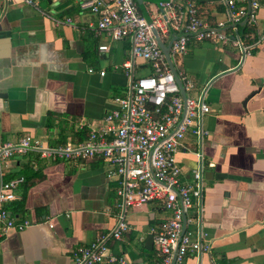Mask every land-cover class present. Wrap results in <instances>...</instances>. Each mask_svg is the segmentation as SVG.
<instances>
[{
	"label": "crops",
	"instance_id": "1",
	"mask_svg": "<svg viewBox=\"0 0 264 264\" xmlns=\"http://www.w3.org/2000/svg\"><path fill=\"white\" fill-rule=\"evenodd\" d=\"M82 1L0 0V143L26 136L50 146L75 143L116 108L115 98L127 96L133 81L152 74L149 63L133 59L130 39L95 35L98 17ZM136 1L150 22L161 12L157 0ZM192 1L211 28L233 32L226 0ZM244 26L236 28L249 54L191 35L174 61L194 84L187 96L210 107L200 118L202 134L189 132L177 153L183 184L202 171L203 196L187 229L210 246L184 264H264V0L250 27L254 43L243 38ZM14 179L22 180L16 199L4 208L33 225L0 231V264H70L77 248L115 225L118 198L102 160L53 162L30 152L0 162V180ZM168 217L158 202L132 212L130 230L123 242L109 243L111 252L130 264H157L152 230Z\"/></svg>",
	"mask_w": 264,
	"mask_h": 264
},
{
	"label": "built area",
	"instance_id": "2",
	"mask_svg": "<svg viewBox=\"0 0 264 264\" xmlns=\"http://www.w3.org/2000/svg\"><path fill=\"white\" fill-rule=\"evenodd\" d=\"M20 1L34 3V0ZM226 3L235 24L231 33L211 28L199 17L192 0H161V12L151 24L141 14L136 0H83L80 3L82 9L98 17L96 36L106 35L112 41L130 39L133 59L149 63L152 74L133 81L127 96L115 98L116 108L96 125L89 126L86 136L75 143L50 146L30 136L17 143H0L1 163L17 155L37 152L41 158L53 162L99 159L107 165V176L118 198L115 225L110 232L77 248L70 264H130L125 258L114 255L109 243L123 242L130 230V214L155 202L169 213L160 227L152 230L160 256L157 264H172L176 249L174 264H184L190 253L210 249L209 245L194 241L188 229L182 235L184 216L187 226L195 221L192 210L202 199L203 183L202 171L196 169L194 182L183 184V171L177 160L186 135L189 132L202 134L200 118L210 107L203 99L188 96L184 102L152 28L157 29L163 42L171 40L173 61L187 52L191 35L198 41L230 42L249 54L251 48L244 44L236 27L242 22L249 27L255 26L261 0H226ZM99 49L107 52L109 47L101 45ZM124 67L130 68L131 63H125ZM181 80L186 94L194 89L189 79L181 77ZM21 181L0 180L2 233L12 229L23 231L33 225L27 220L16 221L4 208L5 203L16 199Z\"/></svg>",
	"mask_w": 264,
	"mask_h": 264
},
{
	"label": "water",
	"instance_id": "3",
	"mask_svg": "<svg viewBox=\"0 0 264 264\" xmlns=\"http://www.w3.org/2000/svg\"><path fill=\"white\" fill-rule=\"evenodd\" d=\"M157 1H158V4H159L160 0H157ZM146 20L148 21V19H146ZM148 23L151 24L152 22L148 21ZM152 31H153V34H154V37H155L156 41L158 42L160 48L162 49V51H163V53L165 55V59L167 61V64H168V66H169V68H170V70H171V72H172V74H173V76H174V78L176 80V83L180 87L181 95H182V97L184 99V102L186 103V101H187V94H186V91L184 89V86H183L181 77H180V75L178 73V70L176 68V65H175V63H174V61H173V59L171 57V51H170L171 50V43L165 44L163 42V40L161 39V37H160V35H159V33H158V31H157V29L155 27L152 28ZM175 38H176V36H175ZM183 222H184V227H183L182 235L185 233V231L187 229L186 217L185 216H184ZM177 253H178V249L175 250L174 258H173V263L172 264H174V262L176 260Z\"/></svg>",
	"mask_w": 264,
	"mask_h": 264
},
{
	"label": "trees",
	"instance_id": "4",
	"mask_svg": "<svg viewBox=\"0 0 264 264\" xmlns=\"http://www.w3.org/2000/svg\"><path fill=\"white\" fill-rule=\"evenodd\" d=\"M240 29H241V32L243 33V34H242L243 38L245 39V38L248 37L247 40H246V43H247V44L254 43L255 39H250V38H249V37H250V34H251V32H252V30L250 29V27H249V26H244V27H241ZM6 209H7L9 212H12V213H13V209L11 208V206L6 207Z\"/></svg>",
	"mask_w": 264,
	"mask_h": 264
}]
</instances>
